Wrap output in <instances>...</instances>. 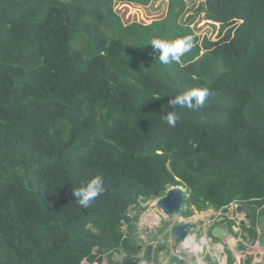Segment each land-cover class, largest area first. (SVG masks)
I'll return each mask as SVG.
<instances>
[{
  "label": "trees",
  "instance_id": "trees-1",
  "mask_svg": "<svg viewBox=\"0 0 264 264\" xmlns=\"http://www.w3.org/2000/svg\"><path fill=\"white\" fill-rule=\"evenodd\" d=\"M153 1L0 0V264L127 244L129 208L168 184L200 209L264 198V0H201L205 34L189 0ZM184 35L192 50L162 65L152 39ZM193 87L211 95L169 125ZM96 175L105 191L83 208L73 189Z\"/></svg>",
  "mask_w": 264,
  "mask_h": 264
},
{
  "label": "flooded vegetation",
  "instance_id": "flooded-vegetation-1",
  "mask_svg": "<svg viewBox=\"0 0 264 264\" xmlns=\"http://www.w3.org/2000/svg\"><path fill=\"white\" fill-rule=\"evenodd\" d=\"M172 187H180L183 193L179 209L167 213L158 201ZM188 196L181 183L168 184L155 197L139 199L122 225L129 243L94 249L93 259H83V264H121L129 258L137 259L136 264H264V248L259 247L264 198L200 209L189 204Z\"/></svg>",
  "mask_w": 264,
  "mask_h": 264
},
{
  "label": "clouds",
  "instance_id": "clouds-1",
  "mask_svg": "<svg viewBox=\"0 0 264 264\" xmlns=\"http://www.w3.org/2000/svg\"><path fill=\"white\" fill-rule=\"evenodd\" d=\"M151 47L159 53L158 58L162 65L179 63L181 57L190 52L194 47L192 35H184L174 39L154 38ZM211 95L208 87H193L182 94L173 96L168 103L172 110L164 115V120L171 126H175L178 115L174 109L184 107L190 110H197L204 106L206 99ZM105 191L104 180L100 175H96L84 181L79 187L73 189V196L76 202L83 208H87L90 203L101 196Z\"/></svg>",
  "mask_w": 264,
  "mask_h": 264
},
{
  "label": "rangeland",
  "instance_id": "rangeland-1",
  "mask_svg": "<svg viewBox=\"0 0 264 264\" xmlns=\"http://www.w3.org/2000/svg\"><path fill=\"white\" fill-rule=\"evenodd\" d=\"M188 2H189V11L185 14L183 19L185 20L191 19L190 22L193 20L191 25L195 29L196 32L200 34H205L206 32H209L210 29H212V27L210 26L209 23H207L208 20L205 18L206 4H204L201 0H189ZM153 3L154 5L158 6V9L161 11V13H163L166 10L165 5L167 4V0H154ZM124 6L126 5L120 4L119 8H121L123 11L125 9ZM132 12H134L138 20L143 18L146 21H148L145 10L141 8L130 7V11L127 12V15L129 16ZM149 13L151 16L157 14V12L155 11L153 14H151L150 11Z\"/></svg>",
  "mask_w": 264,
  "mask_h": 264
},
{
  "label": "water",
  "instance_id": "water-1",
  "mask_svg": "<svg viewBox=\"0 0 264 264\" xmlns=\"http://www.w3.org/2000/svg\"><path fill=\"white\" fill-rule=\"evenodd\" d=\"M182 193L183 191L180 187L170 188L166 193V195L158 201V206L167 213L173 211L174 209H179ZM135 208H136L135 205L131 207V209H135ZM182 226H178V228ZM261 227L264 230V218L261 221ZM214 235H218V234L214 231ZM259 247L264 248V234L259 239ZM137 261H138L137 259L129 258L124 260L121 264H136ZM84 262L85 260H82L80 264H83Z\"/></svg>",
  "mask_w": 264,
  "mask_h": 264
}]
</instances>
